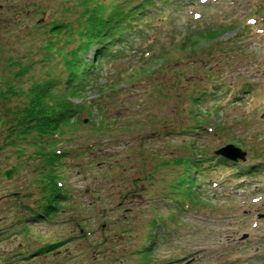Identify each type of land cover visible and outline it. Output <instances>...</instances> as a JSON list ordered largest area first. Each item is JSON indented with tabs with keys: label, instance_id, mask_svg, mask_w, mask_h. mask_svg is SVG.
Here are the masks:
<instances>
[{
	"label": "rangeland",
	"instance_id": "obj_1",
	"mask_svg": "<svg viewBox=\"0 0 264 264\" xmlns=\"http://www.w3.org/2000/svg\"><path fill=\"white\" fill-rule=\"evenodd\" d=\"M80 2L0 0V264H264V0L162 2L163 60L148 62L137 38L95 65L73 123L43 137L65 155L44 160L41 138L10 133L6 108L47 77L64 86L47 32L69 23L50 40L74 46ZM227 143L245 162L213 154Z\"/></svg>",
	"mask_w": 264,
	"mask_h": 264
},
{
	"label": "trees",
	"instance_id": "obj_2",
	"mask_svg": "<svg viewBox=\"0 0 264 264\" xmlns=\"http://www.w3.org/2000/svg\"><path fill=\"white\" fill-rule=\"evenodd\" d=\"M162 2L168 4L171 0H121L114 4L105 0H81L83 10L79 16L81 26L77 27L78 42L67 48L65 52L63 46L54 48L53 43L55 42L50 39L58 34L68 33L70 35L72 26L63 21L54 20L51 22L47 32L49 40L46 47L49 50L56 49L60 53L65 76L64 86L58 88L61 79L55 75L42 79L41 83L32 84L28 91L22 92V95L26 97V100L22 101L24 104L6 108L7 111L12 109L11 121L10 123L7 121L11 127L10 133L17 139L23 138L25 135H36L41 138L38 148L44 160H48L47 156L49 155H65L55 146L52 149H47L45 145H55V143L50 140L43 141V137H50L51 140H54L63 134L65 126H70L73 123L72 119L78 112V108L72 99L83 96V92L88 86L95 87L90 84L96 75L95 65H100L103 60L112 61L124 49L128 40L134 42L137 38H142L139 40V44L145 42V45L141 46L142 54L146 56L148 53L146 57L148 62L152 63L156 58L159 61L163 60L162 51L164 48H160L159 45L154 48L156 44L162 43L161 41L156 42L159 34L157 29L162 22L154 18L155 13L159 12ZM162 19L164 18H160V20ZM213 33H215L214 30L207 32L210 35ZM154 37L155 42L153 41ZM177 39L179 42L181 41V37H177ZM185 42L186 40H182L181 43L184 45ZM160 54L161 56H159ZM89 55H91V59H88ZM16 64L19 67V74L24 73L28 67H23L20 62H16ZM160 66L161 64L156 67ZM143 69L144 65L137 69L133 68L124 80L128 79L131 84H134L136 80L141 79V75L144 73ZM112 82L115 84L116 81ZM5 84L8 93H12L14 91L12 81L7 78ZM1 95L6 97L5 93ZM92 100L85 101V106L90 107ZM45 141L46 143H43ZM14 170L15 168L9 169L7 175H11ZM54 179L56 176L53 173L44 175L42 186L44 193L47 188L51 187L49 184ZM169 187L171 195L180 190V185L173 183ZM40 211L34 215L41 219Z\"/></svg>",
	"mask_w": 264,
	"mask_h": 264
},
{
	"label": "water",
	"instance_id": "obj_3",
	"mask_svg": "<svg viewBox=\"0 0 264 264\" xmlns=\"http://www.w3.org/2000/svg\"><path fill=\"white\" fill-rule=\"evenodd\" d=\"M216 153L234 161H237L238 159H246V151L232 143H228L220 147L218 150H216ZM243 237H246V234Z\"/></svg>",
	"mask_w": 264,
	"mask_h": 264
},
{
	"label": "flooded vegetation",
	"instance_id": "obj_4",
	"mask_svg": "<svg viewBox=\"0 0 264 264\" xmlns=\"http://www.w3.org/2000/svg\"><path fill=\"white\" fill-rule=\"evenodd\" d=\"M6 176H8V175H6ZM1 221H2V220H1V218H0V223H1ZM6 225H8V224L1 223V226H2V227L6 226ZM7 229H8V228H3V229L0 231V233H1V232L3 233L4 231L7 232ZM6 238H7V236H6Z\"/></svg>",
	"mask_w": 264,
	"mask_h": 264
}]
</instances>
